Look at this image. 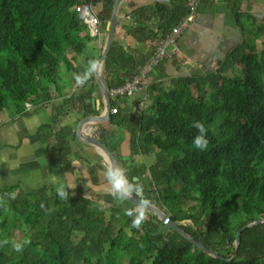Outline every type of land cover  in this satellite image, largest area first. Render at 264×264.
<instances>
[{"label": "trees", "instance_id": "1", "mask_svg": "<svg viewBox=\"0 0 264 264\" xmlns=\"http://www.w3.org/2000/svg\"><path fill=\"white\" fill-rule=\"evenodd\" d=\"M113 1L0 0V111L14 106L21 112L28 101L49 100L51 84H43L40 77L46 79L45 83L51 81L48 68L59 64L72 69L65 58L67 47L81 53L89 41L87 27L75 12L76 5L102 2L107 17ZM177 1L185 4V0ZM156 6L164 15L175 13L166 4ZM185 12L176 15L174 24ZM241 18L244 16L236 14V23ZM241 30L245 35L248 26L243 24ZM248 34L264 37V24L256 26L254 32L249 27ZM251 42L244 41L230 56L231 62L244 68L246 82L222 77L223 67L205 76L180 78L174 89L155 98V113L141 116L129 126L132 156L148 154L151 145L159 151L174 145L182 147L183 156L168 162L157 154L149 175L142 168V178L151 182L158 201L166 195L156 188L161 179L167 177V189L171 180L181 183L178 194L182 200L193 198L196 210L189 217L190 225H177L220 258L201 251L170 229L165 238L155 234V226L147 220L139 229L131 227L130 234L123 227L114 232V220L122 221L121 217L117 219L122 207L112 206L106 223L92 201L84 197L73 199L68 194L62 199L58 193L47 195L45 190L17 193L16 187H8L0 190V199L5 201L0 205V264H90L92 259L93 264H142L151 257L155 264H264V224L244 230L237 249L234 244L230 249L226 246L235 242L240 228L264 218V174L255 170L257 163H264V90L252 77L258 62ZM261 61L264 71V52ZM192 84L198 89L209 84L214 93L204 102H192L187 93ZM164 96L166 100L162 101ZM216 120L226 130L225 135L209 144L208 153L195 149L197 130L193 123ZM43 132L51 136L52 126L44 125L40 134ZM59 133L54 135L56 141L66 145V132ZM184 173L188 182L183 179ZM238 214L246 219L240 221ZM123 220L131 225V218ZM201 222L207 231L220 236L218 245L211 246L204 232L196 228ZM24 227L33 233L29 242H24L19 252L10 250V231ZM233 254L236 257L230 260Z\"/></svg>", "mask_w": 264, "mask_h": 264}, {"label": "crops", "instance_id": "2", "mask_svg": "<svg viewBox=\"0 0 264 264\" xmlns=\"http://www.w3.org/2000/svg\"><path fill=\"white\" fill-rule=\"evenodd\" d=\"M199 1L194 22L178 38L179 53L152 73L132 97L114 99L108 95L112 108L107 107L98 77L108 92L129 80L176 22V15L185 10V4L177 0H120L103 71L84 86H77L73 74L82 73L90 59H100L107 42L104 5L100 2L92 6L100 19V36L89 40L83 52L68 56L73 59L68 58L72 69L59 73L60 95L53 87L47 101L26 103L21 112L14 106L0 111V190L16 187L17 193L45 190L56 194L63 185L73 199L84 197L92 201L95 210L105 213L108 210L111 214V207L120 202L113 197L102 175L104 157L108 156L78 137V133L103 143L116 165L133 168L141 179L142 168L148 174L156 163V158L152 161L150 157L157 151L151 145L148 154L132 156L131 123L141 116L152 115L155 98L170 92L178 79L205 76L231 62L230 56L236 49L244 41H251L249 27L252 30L264 24V0ZM157 3L166 4L175 13L162 14ZM236 14L244 16L239 24ZM243 24L248 26L245 35L241 30ZM92 101L96 104L92 105ZM115 104L119 113L111 115L110 109ZM86 117L93 119L82 123ZM44 125L52 126L51 136L40 134ZM61 130L66 132L63 141L67 147L54 137ZM139 158L141 161H137Z\"/></svg>", "mask_w": 264, "mask_h": 264}, {"label": "rangeland", "instance_id": "3", "mask_svg": "<svg viewBox=\"0 0 264 264\" xmlns=\"http://www.w3.org/2000/svg\"><path fill=\"white\" fill-rule=\"evenodd\" d=\"M107 20L109 21L110 19V15H106ZM255 28H252V32H254ZM88 32V30H87ZM88 38L89 40H92L89 36V32H88ZM251 45L254 47V53L256 56V60L258 62V67H254L253 68V75L252 77L256 80V82L259 84V86L264 90V71L262 70V61H261V57L262 54L264 52V37L263 36H256L255 34H252V39H251ZM83 52V51H82ZM73 54H77L73 48L71 47H67L66 53H65V58L68 60V56H72ZM69 59L73 60L72 57H70ZM69 61V60H68ZM70 63V61H69ZM49 71L51 72V76L52 79L51 81H48L45 83V80L43 77H40V80L42 81L43 84L47 85V84H51V88L50 89H54L53 86H58L60 85L61 82V78L59 73L65 72V70L68 72V69L65 67V65L63 64H59L57 67L55 68H48ZM222 77L227 78V79H239L242 83L246 82L247 78L245 75V70L242 67V65L238 64V63H232L230 61H228L227 63H225L223 65V70H222ZM57 92H59L60 95V91L59 89L55 88ZM174 89V88H173ZM168 93V92H167ZM188 97L190 98V100L192 102H204L206 100H208L210 98V96L214 93V89L209 85V84H203L200 89H198L196 84H192L189 86L188 88ZM167 95V94H166ZM159 98V97H158ZM166 100V97L164 96V98L162 99ZM159 101H161L159 99ZM31 101H28L27 103H29ZM153 112L155 113V106L154 109H152ZM205 128L207 129V136L210 138V142L209 144H211V142L213 143L216 140L221 139L224 135L226 130L221 128L219 126V120H216L215 123H206L204 124ZM153 149L157 151V153H154L151 155V159L152 161L154 160V157L156 158L155 155H159L161 154L163 159L165 161H170L173 157H182L183 156V149L182 147H180L179 145H174L171 146L169 148H167L164 151H159L154 145H153ZM210 149V146H208V149L206 150V152L208 153ZM131 158V157H130ZM129 158V159H130ZM141 158H139L137 161H141ZM126 169L128 170V175L130 179H134L133 177V168L130 167H126ZM255 170L257 171L258 174H264V163H257L255 165ZM149 175V172H148ZM183 179L185 182L189 181V177L187 173L182 174ZM136 183H139L140 185H142L143 188V195H145L148 191L150 192L151 195V199L149 201V204L155 208H157L158 210H160L165 216L167 217H171L175 219V223L176 224H180V225H187V224H191V220H190V216H192L195 213L196 210V202L193 200V198L186 200H182V196L178 194V191L180 190V185L181 183H174L171 180V187L169 189H167V177L161 179L158 184L156 185V188L158 191H160V194L162 195V193L166 192V195L161 196V201H158V196L156 194L155 188L151 186V182H149V180L147 179H139V177L135 180H133ZM55 193H52L50 191H47V195H52ZM134 197V195L132 196ZM192 197H197L196 194H192ZM135 198V197H134ZM120 202V201H119ZM5 203L4 200L0 199V205H3ZM124 206V210L123 213L119 216H117L118 218H122V221H116L114 220V223L112 225L113 227V231H117L120 227H123L125 232L130 234L131 231V225L129 224H125L123 218L124 217H128L124 214L125 209H129V203L124 200L123 202H120V204L117 205V207L119 206ZM136 205H134L132 208H134ZM102 212V213H101ZM107 213L103 212V210L98 211V213L100 214V216L104 219V221L107 223L110 221V214L108 213V210H106ZM237 218L240 221H244L246 219V217L244 215L238 214ZM130 219V217H129ZM147 221H149V223H152L155 228H154V232L157 235H161L162 237H166L168 235V233L170 232L169 228L162 223V221L159 219V217L151 212L147 210ZM202 223V222H201ZM196 228H199V231L204 232L205 238L208 241V243L211 246H216L220 243V236H218L215 233H212L210 231H207L206 229V225L205 224H199ZM32 232H30L26 227L19 229V230H15L12 229L10 231V250H14L15 247L14 245L19 243V244H23L25 241H28L30 239V237L32 236ZM80 237V234H78L75 237V242H78V239ZM233 244L235 245V242L232 244H227L226 246L230 249ZM94 263V259L91 260L90 264ZM78 264H83V263H78ZM142 264H155V259L154 257H151L149 260L144 261ZM257 264H261V262L257 263Z\"/></svg>", "mask_w": 264, "mask_h": 264}, {"label": "built area", "instance_id": "4", "mask_svg": "<svg viewBox=\"0 0 264 264\" xmlns=\"http://www.w3.org/2000/svg\"><path fill=\"white\" fill-rule=\"evenodd\" d=\"M199 0H185V15L174 24L164 37L159 41L153 52L137 68L136 73L120 86L111 89L108 95L114 99L130 98L138 92L144 81L154 73L162 64L179 53L178 38L194 22L199 7ZM79 19L87 27L92 40H97L100 36V19L93 12V7L88 3H79L75 7ZM114 109H110L111 115L119 113L117 104Z\"/></svg>", "mask_w": 264, "mask_h": 264}, {"label": "clouds", "instance_id": "5", "mask_svg": "<svg viewBox=\"0 0 264 264\" xmlns=\"http://www.w3.org/2000/svg\"><path fill=\"white\" fill-rule=\"evenodd\" d=\"M103 68L104 62L101 59H90L82 73L73 74L75 84L77 86H84L95 74L102 72ZM192 127L197 130V135L193 139V147L201 151L207 150L209 140L206 138L207 129L205 128L204 123L195 121ZM104 161L105 166L102 175L110 186L113 197L120 202H123L133 195L138 198L139 204L134 208L125 209L124 214L132 219L131 227L139 229L142 223L147 219V208L149 204L143 195L142 185L129 178L128 170L126 168L113 164L107 157H104ZM57 192L62 199H66L68 196V192L65 191L63 185H60L57 188ZM28 242L29 241H25V243ZM3 243L7 244L8 241L5 240ZM14 247L18 252L22 250V245L19 243L15 244Z\"/></svg>", "mask_w": 264, "mask_h": 264}, {"label": "water", "instance_id": "6", "mask_svg": "<svg viewBox=\"0 0 264 264\" xmlns=\"http://www.w3.org/2000/svg\"><path fill=\"white\" fill-rule=\"evenodd\" d=\"M120 0H114L113 1V5H112V10L110 13V19L107 23L106 26V30L108 32L107 35V42L103 51L102 56L100 57V59L103 61L109 54L110 49H111V45H112V41H113V36H114V31H115V27H116V21H117V8L119 5ZM98 83L99 85L102 87L104 95H105V100H106V104L107 107H110V100L108 97V90L106 89V87L104 86L102 80L98 77ZM96 104V101H92V105ZM93 119V117H86L84 121H82V123L87 122V121H91ZM78 137H81L84 139V141H86L87 143L93 144L97 147H99L100 149H102L105 154L108 156V158L110 159V161L113 164L115 163L114 157L112 156V154L110 153V151L107 149V147L101 143L100 141L91 138V137H82L79 133H78ZM135 180V179H134ZM145 199L149 202L151 199V195L150 192L148 191L145 195H144ZM126 201L128 203H131L132 205H137L139 204L138 198H134V197H130L128 199H126ZM125 206V205H124ZM148 211H151L153 213H155L159 219L162 221L163 224H165L170 230L180 234L181 236H183L184 238H186L190 243H192L195 247H197L198 249H200L201 251L207 253L208 255L214 257V258H220L216 253H214L213 251L206 249L201 243L195 241L191 236H189L187 233H185L175 222H173L169 217L165 216L160 210H158L157 208L151 206L150 204H148ZM259 224H264V218L255 220L249 224H247L246 226L240 228L237 232H236V236H235V249L238 248L239 246V242H240V234L249 228H252L256 225ZM236 257V254H233V256L230 258V260L234 259Z\"/></svg>", "mask_w": 264, "mask_h": 264}]
</instances>
